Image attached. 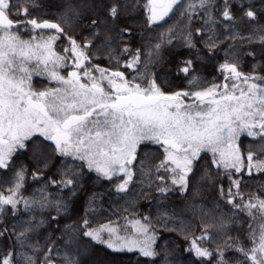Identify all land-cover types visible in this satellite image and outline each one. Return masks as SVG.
<instances>
[{
    "label": "snow or ice",
    "instance_id": "obj_1",
    "mask_svg": "<svg viewBox=\"0 0 264 264\" xmlns=\"http://www.w3.org/2000/svg\"><path fill=\"white\" fill-rule=\"evenodd\" d=\"M233 3H238L249 22L257 20V15L251 8H244L243 0H223L221 15L224 21L231 22L225 27L232 29L231 35L226 38L247 39L248 43H252V36L246 38L235 31L234 26L242 23L243 17L237 20L234 16L231 11ZM213 4L214 0H191L187 4L184 0H144L142 7L147 26L151 28L179 11L177 5L183 8L180 15L189 21L199 8L207 13V19L204 20L206 25L217 23L212 16ZM20 5H23L22 11ZM29 5L39 7L35 0H0V169H8L17 150L25 148V141L33 137L42 138L32 141L33 159L37 162L36 171L32 173L33 179H39L43 175L53 154L82 163L65 164L59 179L50 178L45 187L39 189L40 196L32 200L17 198L26 172V169L20 167L13 174L10 194H0V213L5 210L4 205H10L15 215L17 205L21 202L27 210L37 206L42 209L51 207L54 203L59 213L62 206L66 205L48 198L45 194L47 184L61 189L68 188L75 195L80 170L84 165L89 171H95L109 180L114 175L123 174V181L116 187L118 192H124L133 175L128 166L136 159L137 146L145 141L159 145L164 154L156 166L157 171L163 169L172 174L171 184L175 188L167 184L158 186L162 196L170 191L179 190L183 194L189 190L190 178L195 177L196 162L205 151L212 154V163L217 168L223 166L226 170L234 169L235 173H242L245 165L235 141L244 132L254 139L264 138V83H257L264 82V76L255 74V65L251 74L242 73L238 70L239 59L230 52L226 53L225 62L218 69L224 76L225 83L196 90L200 87V79L193 74V62L185 60L178 65L177 74H184L189 88L165 93L155 78L148 80L146 72H141L137 67L141 63L140 49L124 63L125 68L136 73L130 79L120 70L110 71L92 63L95 52L90 51V46L94 47L92 41L100 35L98 26L101 22L106 23L109 17L113 21L119 18L121 8L124 7L119 0H113L107 8V16H97L91 20L92 32L85 37L83 44L66 30L65 24L72 22L66 12L58 13V20L52 22L31 16ZM135 6H141V0H136ZM253 29L255 32L261 31L258 26H253ZM202 31L203 29H197V34ZM21 33L27 34L29 38L25 39ZM125 33L130 34L131 29L121 28L119 39L123 40ZM172 33L171 26H168L167 31H160L159 42L153 45L154 51L148 53L149 61L154 56H159L162 42L166 40L171 43ZM61 38L68 40L69 47H65L64 52L70 53V57L58 54L53 48ZM110 39L107 37L101 42V47H111ZM183 39L186 47H195L191 32ZM203 42L210 52L219 43L213 34ZM260 43L264 46V35L260 36ZM122 53L130 54L131 49L125 46ZM248 55L254 56L255 53L249 52ZM70 59L72 70L65 77L58 69L69 67ZM116 59L119 63L118 58ZM93 69L99 73V77L93 74ZM33 74H47L50 80L63 87L37 91L32 87ZM104 81L107 82V87L104 86ZM241 84L246 87H241ZM260 144V151L264 152V139H261ZM253 155L249 150V170L255 167L258 171H264V161L254 162ZM228 177L231 185L227 193L221 188V198L226 199L233 208L248 210L249 215H253L252 209H257L264 215V199L257 197L255 202L250 199L242 204L234 203L236 196L240 195L241 182L233 178L232 171L228 172ZM207 178L208 170H205L199 180ZM158 179L164 181L165 178L159 176ZM233 187L237 192L232 191ZM197 207L199 206L193 205V208ZM201 211L203 221L208 213ZM52 219L55 220L56 217ZM88 223L87 219L83 221L82 227L86 229L83 235L96 243L105 244L113 251H139L142 256L150 258L158 255L152 248L155 238L146 235L148 227L140 221L134 222L135 234L131 236L121 235L120 230L115 227L90 229ZM204 226L223 231L225 221L221 216L219 224ZM30 230L25 228L21 231L16 237L17 243L23 246ZM103 232L108 233L107 239L102 236ZM3 235L4 232L0 231V236ZM141 236L145 238L141 239ZM206 238L203 235L199 237L201 240ZM251 239L252 247L249 249L239 244H225L223 247L218 245L217 251L213 253L194 240L186 251L194 252L198 259L210 260L215 257V264H229L226 253L231 249L245 258L238 261V264H245V261L247 264H264V225H261L258 236L255 232L252 233ZM14 256L18 257V254L10 252L8 256L0 258V264H19L18 258L13 259ZM24 264H35V260L32 256L25 255ZM44 264H54L47 254ZM64 264L79 262L66 256Z\"/></svg>",
    "mask_w": 264,
    "mask_h": 264
},
{
    "label": "trees",
    "instance_id": "obj_2",
    "mask_svg": "<svg viewBox=\"0 0 264 264\" xmlns=\"http://www.w3.org/2000/svg\"><path fill=\"white\" fill-rule=\"evenodd\" d=\"M112 2L113 0H35V4L39 7L29 5V12L31 16L52 22L58 20V13L66 12L72 21L65 24L66 30L83 44L85 37L92 32L91 20L97 16L101 18L107 16V8ZM119 2L124 6L121 8L119 18L113 21L109 17L106 23L101 22L98 26L100 35L92 41L94 47L90 46V51L95 52L92 63L99 65L100 68L110 71L120 70L130 79L136 73L125 68L124 63L130 55H134L136 50L140 49L141 63L137 67L141 72H146L148 80L155 78L163 92L173 93L189 88L187 78L183 73L178 75L177 70L182 61L191 60L193 74L200 79V87L196 90H202L213 84L225 83L224 76L218 69L225 62L226 53L230 52L239 59L240 72L251 74L255 65V74L264 76V46L260 43V36L264 35V0H243L244 8H251L256 13L255 21L249 22L247 17L243 16V10L239 8L238 3H233L231 9L237 20L243 17V22L234 26L235 31L242 33L246 38L252 36L254 38L252 43H248L247 39L226 38L231 35L232 29L225 27L231 22L224 21L221 15L223 0H214L212 6V16L217 23L206 25L204 20L207 19V13L199 8L195 10L193 18L189 21L180 15L183 8L177 5L179 11L170 14L166 21L151 28L146 23L142 7L144 0H141V6H135L136 0H119ZM189 2L191 0H184L185 4ZM20 8L22 11L23 5H20ZM77 23L79 26H76ZM168 26L173 28L171 43L166 40L162 42L159 56H154L149 61L148 53L154 51L153 45L159 42L160 31H167ZM253 26L261 27V31L255 32ZM121 28L131 29L130 34H124L123 40L118 37ZM197 29L203 31L198 35ZM45 31L54 32V30ZM189 32L192 34L194 48H188L184 44L183 37ZM21 34L25 39L29 38L27 34ZM210 34L219 41L213 52H210L203 42ZM107 37L111 38L109 41L111 47H101V42ZM125 46L131 49L130 54L122 53ZM65 47H69V43L64 38L57 40L53 45L58 54L70 57V53L64 52ZM249 52H254L255 55L249 56ZM110 56L114 58L109 59ZM68 65L67 68L58 69L65 77L68 71L72 70L71 59ZM82 72L83 70L81 75ZM93 74L99 77L95 69ZM257 83L264 82L257 81ZM104 86L107 87L106 81ZM32 87L40 91L63 86L50 80L47 74H33ZM241 87L246 86L241 84ZM185 102H189L187 98ZM36 139L42 138L33 137L25 141L26 147L17 150L10 167L0 169V194L4 196L10 194L13 174L20 167L26 169V172L23 187L17 198L32 200L40 196L39 189L44 188L50 178L59 179L60 171L65 169V164L82 163L73 161L70 157L64 158L53 154L43 175L39 179H33L32 173L36 171L37 162L33 159L32 141ZM261 139L264 138L254 139L244 132L235 141L245 165L242 173H235L234 169L226 170L223 166L217 168L212 163V154L202 152L196 162L195 177L190 178L189 190L183 194L179 190L170 191L166 196L159 193L158 186L163 184L173 188L175 186L171 184V173L163 169L157 171L156 166L163 159L164 154L159 145L151 142L145 141L137 146L136 159L128 166L133 173L132 180L124 192H118L116 187L123 181V174L114 175L109 180L95 171H89L84 165L80 170L81 175L76 184L75 195H72L68 188L61 189L47 184L45 194L48 198L53 202L59 200L62 205H66V207L62 206L59 213L54 203L51 207L42 209L37 206L27 210L21 202L17 205L15 215L10 205L3 206L5 210L0 213V231L4 232V235L0 236V258L15 252L18 257L14 256L13 259L18 258L19 264H24L25 255L32 256L35 264H44L46 254L54 264H64L66 256L72 257L79 264H201V261L203 264H215V257L210 260L198 259L194 252L186 249L191 247L194 240L199 246L213 253L217 251L218 245L223 247L225 244H239L249 249L251 235L253 232L256 233L255 228L260 220H264V215H261L257 209H252L253 215H249L246 209L233 208L226 199L221 198V188L227 193L231 185L228 172L232 171L233 178L241 182L240 195L236 196L234 203L242 204L250 199L255 202L257 197L264 199V171H258L255 167L249 170L247 159L251 150L254 153V162L264 161V152L260 151ZM45 143L50 142L45 141ZM205 170H208L209 178L199 180ZM159 176H163L164 181L159 180ZM232 191L235 193L237 189L233 187ZM194 204L199 207L193 208ZM201 210L208 213L203 221ZM221 216L225 221L223 231L204 226L219 224ZM53 217L56 219L53 220ZM85 219L88 220L90 229H100L101 226L115 227L120 230L121 235L130 232L131 221H140L154 236L155 242L152 248L158 255L150 258L142 256L138 251H113L105 244L96 243L83 235L86 230L82 227ZM25 228L31 230L27 232L25 243L21 246L17 243L16 237ZM202 235L207 238L199 239ZM103 237L107 239L106 235ZM21 239L25 238L21 237ZM49 249L52 251L49 252ZM226 256L229 258V264H238V261L245 260L240 253L231 249Z\"/></svg>",
    "mask_w": 264,
    "mask_h": 264
},
{
    "label": "rangeland",
    "instance_id": "obj_3",
    "mask_svg": "<svg viewBox=\"0 0 264 264\" xmlns=\"http://www.w3.org/2000/svg\"><path fill=\"white\" fill-rule=\"evenodd\" d=\"M136 221V220H135ZM135 221H131L130 223H129V225H130V232L128 233V234H126V235H129V236H131V235H134L135 234V228H134V222ZM141 223V222H140ZM141 224H143V223H141ZM144 225V224H143ZM261 225H264V220L262 219V220H260V222L258 223V225H257V228H255V230H256V235L258 236L259 235V233H260V231H261ZM146 226V225H145ZM106 235V238H107V236H108V233L107 232H103L102 233V236H105ZM147 236H149V237H154L153 235H152V233L148 230V233L146 234ZM141 239H144L145 237L144 236H141L140 237ZM252 247V240H251V246L249 247V248H251ZM139 252V251H138Z\"/></svg>",
    "mask_w": 264,
    "mask_h": 264
}]
</instances>
